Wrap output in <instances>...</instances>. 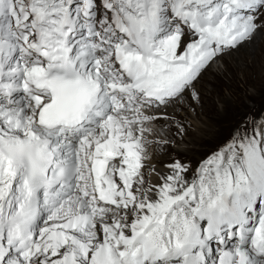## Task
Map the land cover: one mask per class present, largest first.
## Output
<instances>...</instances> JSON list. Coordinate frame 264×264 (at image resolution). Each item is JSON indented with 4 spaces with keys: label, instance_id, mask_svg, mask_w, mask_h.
Wrapping results in <instances>:
<instances>
[{
    "label": "snow or ice",
    "instance_id": "6c2138e0",
    "mask_svg": "<svg viewBox=\"0 0 264 264\" xmlns=\"http://www.w3.org/2000/svg\"><path fill=\"white\" fill-rule=\"evenodd\" d=\"M262 38L264 0H0V264H264V111L169 152Z\"/></svg>",
    "mask_w": 264,
    "mask_h": 264
},
{
    "label": "rangeland",
    "instance_id": "374dc122",
    "mask_svg": "<svg viewBox=\"0 0 264 264\" xmlns=\"http://www.w3.org/2000/svg\"><path fill=\"white\" fill-rule=\"evenodd\" d=\"M259 42H261V39ZM258 45V42H256L255 45L242 50L240 53L225 57L221 64L224 71H220L213 66V68L209 69V72L207 71L204 74L198 83V87L203 88L204 92H206L204 95L206 99L210 98L209 94L212 93L211 100H209L212 104L208 103V107L204 109L205 115H201L202 119H198L197 123L204 127V120H208L214 124L217 132L212 137L204 136V138H201L202 140L205 139L204 145L193 146L191 145L192 143H187L182 147L185 149L197 147L200 152L195 151V154L194 151L190 150V152H187L188 155H173L171 153L174 152L173 148L178 147L174 145L169 149L172 154L170 158H180L189 162L193 161V157H195V160L199 162L229 136L234 125L243 119L246 114L264 111V73L255 71V66L257 68L261 67V61L257 57L260 53ZM261 51L264 52L262 49ZM252 64L254 68L251 66ZM236 65L242 70H237ZM222 100L226 101L225 107H221L219 104V101ZM194 136L198 137L197 135ZM195 141L193 140L196 144ZM191 154L192 156L189 157ZM160 155L163 156L162 153Z\"/></svg>",
    "mask_w": 264,
    "mask_h": 264
},
{
    "label": "bare ground",
    "instance_id": "6f19581e",
    "mask_svg": "<svg viewBox=\"0 0 264 264\" xmlns=\"http://www.w3.org/2000/svg\"><path fill=\"white\" fill-rule=\"evenodd\" d=\"M260 40V39H259ZM259 40L257 41L258 42V48H259V51H260V53L258 54V60L259 61H261V67L260 68H257L256 66H255V71L256 72H260V73H264V55H263V51H261V49L262 50H264V38H262L261 39V42H259ZM261 48V49H260ZM256 57V58H257ZM232 59H233V57H231ZM241 59V58H240ZM233 60H235V59H233ZM242 60V59H241ZM236 61V60H235ZM251 66H253V68H254V65L252 64ZM236 67V69L238 70H242L241 68H239L237 65L235 66ZM250 69V68H249ZM208 72H209V70H208ZM258 75V74H257ZM208 79V78H207ZM206 80V79H205ZM201 89V93H202V108L199 110V115H198V117L197 116H195V114H193V117H195V119L193 118V117H190L189 119L190 120H192V121H194L195 123H194V125H195V130L193 131V132H191L188 136H186V137H183V138H180V137H178L177 138V140H178V143H175V144H173L171 147H173L174 145H177L178 147H176V148H173V151L174 152H171L173 155H179V154H185V155H188L187 154V152L189 151L190 152V150L191 151H194V154H195V151L196 152H200L199 151V149H197V147H191L190 149H185V148H182L184 145H186L187 143L188 144H191V145H193V146H200V145H204V142H205V139L204 140H202L201 138H204V136H207V137H212L213 135H215L216 134V132H217V129H215L214 128V124L212 123V122H210V121H206V120H204V122H203V124H204V127L203 126H200L197 122H198V119H202L201 118V115H205V113H204V109H205V107H208V103H210L209 102V100H211L210 98L212 97V93H208L209 94V96H210V98H205L204 97V95H205V93L206 92H204V90H203V88H200ZM210 104H212V103H210ZM219 104H220V106L221 107H225L226 106V101L225 100H222V101H219ZM161 123H163V122H161ZM194 135H197L198 137H200V138H198V137H195ZM193 140H196L195 142H196V144L193 142ZM206 140H207V138H206ZM181 144H183V145H181ZM206 144V143H205ZM188 148V147H187ZM170 151V150H169ZM161 154V153H160ZM163 154V153H162ZM171 154V155H172ZM192 156V154L189 156V157H191ZM188 159V158H187ZM188 160H191L190 158L188 159ZM191 164H192V166H193V168L198 164V161L197 160H195V157H193V161H189Z\"/></svg>",
    "mask_w": 264,
    "mask_h": 264
}]
</instances>
